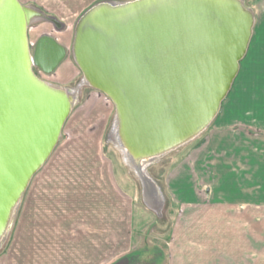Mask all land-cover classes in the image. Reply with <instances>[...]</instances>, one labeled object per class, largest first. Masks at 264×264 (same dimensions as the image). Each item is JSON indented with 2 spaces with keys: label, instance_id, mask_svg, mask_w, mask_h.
<instances>
[{
  "label": "water",
  "instance_id": "obj_1",
  "mask_svg": "<svg viewBox=\"0 0 264 264\" xmlns=\"http://www.w3.org/2000/svg\"><path fill=\"white\" fill-rule=\"evenodd\" d=\"M26 15L18 0H0V229L70 112L60 93L38 81L28 57L49 74L66 49L42 34L30 50ZM252 26L233 0H137L112 11L92 6L75 27L72 52L82 74L119 109L132 147L149 155L218 110Z\"/></svg>",
  "mask_w": 264,
  "mask_h": 264
},
{
  "label": "rangeland",
  "instance_id": "obj_2",
  "mask_svg": "<svg viewBox=\"0 0 264 264\" xmlns=\"http://www.w3.org/2000/svg\"><path fill=\"white\" fill-rule=\"evenodd\" d=\"M18 1L33 5L57 20L56 23L38 21L27 27L30 50L42 34L54 37L66 49V56L52 73L46 74L34 68V74L53 83L74 86L82 76L72 52L76 21L88 8L104 0ZM262 2L264 5V0ZM245 5L249 7L248 0ZM253 16L252 36L218 115L193 141L178 147L148 168L149 175L162 191V213L153 214L147 208L141 182L111 143L114 104L105 93L84 86L79 93V102L62 127L58 144L34 174L20 199L8 238L0 248V260H11L14 264H66L72 252H82L90 238L99 242L100 235L104 234L105 246L98 247L111 249V240L117 237V233L124 232V246L129 247L134 240L133 233L138 234L139 230L140 244L148 243L163 250L169 226L165 213L171 211V201L174 203V195L168 187H174L175 182L181 185V180H193L199 185L196 192L200 195L204 191L203 184L207 183L204 165L211 160L217 166L219 163L232 166L239 163V157H233L232 149L231 161H228L224 150H216L215 153L205 151L204 144L210 134L239 133L252 137L258 143L264 137V125H247L243 121L246 119L243 112L238 122L220 124L223 117L228 116L230 101L240 86L259 88L264 84V12H253ZM258 178L259 175L253 177ZM259 195H264V189ZM257 221L254 220V228L260 227ZM133 224L140 227L135 229ZM112 250L111 260H114L116 249ZM100 254L99 251L97 256ZM101 259L97 261L101 263Z\"/></svg>",
  "mask_w": 264,
  "mask_h": 264
},
{
  "label": "crops",
  "instance_id": "obj_3",
  "mask_svg": "<svg viewBox=\"0 0 264 264\" xmlns=\"http://www.w3.org/2000/svg\"><path fill=\"white\" fill-rule=\"evenodd\" d=\"M248 1L253 12H264L261 0ZM242 112L247 125L263 127L264 84L259 88L240 86L230 101L228 116H224L220 124L238 122ZM209 137L211 140L204 144L205 151L224 150L231 161L232 149L239 163L217 166L211 160L204 165L207 183L203 184L204 191L200 195L196 192L199 185L193 180H181V185L175 182L174 187H168L174 195V203L171 201L172 209L165 213L169 226L163 250L148 243L140 244V230L138 234L133 233L135 241L129 247L124 246L125 233L122 232L111 240L110 245L116 249V259L111 260L112 248L98 247L105 246L103 234L99 242L90 238L82 252L73 251L66 264H264V195H259L264 189V137L259 143L252 137L232 132H213ZM254 175L260 178L253 179ZM147 208L153 214L162 213ZM254 220H258L260 227L254 228ZM138 226L133 224L135 229ZM99 251L101 254L97 256ZM0 264L14 263L0 260Z\"/></svg>",
  "mask_w": 264,
  "mask_h": 264
},
{
  "label": "bare ground",
  "instance_id": "obj_4",
  "mask_svg": "<svg viewBox=\"0 0 264 264\" xmlns=\"http://www.w3.org/2000/svg\"><path fill=\"white\" fill-rule=\"evenodd\" d=\"M135 1H137V0H128V1H120V2L112 1V0H104V1H100L96 4H94L93 6H95V8H99L102 11H112V10H115L119 7H122L125 5H130L131 3L135 2ZM233 1H234L235 5H237L240 9H242L243 11H245L249 15L251 25H253L254 24V17H253V11L251 10V8H249L245 5L244 0H233ZM22 5L25 8L26 13H27V15H26L27 16L26 17L27 18V25H28L27 27H29L31 24H34L35 22H38V21H54L55 23L57 22V20H55L52 17L46 16L43 12H41L40 9H38L37 7H35L33 5H29V4H22ZM82 14H81V16H82ZM80 17L76 21L75 27H76V25H78ZM74 33H75V28H74ZM73 39H74V37H73ZM31 55L32 54L28 55V57L32 63V73H34L33 69L36 68V66L33 65V59H32ZM73 57H74L75 62L78 63L79 61H78L77 56L75 54V50H73ZM36 78L45 87L51 89L52 91H56V92L60 93V95H62V97L64 98V100L67 103V109L68 110L70 109V112L66 116V119L68 118V116L70 115V113L74 109V107L77 105V103L79 102V93H80V90L82 87H84V86L93 87V88L101 91L100 89L97 88L98 85H96V83H94V81H92L88 77L87 73L82 74V76L78 80V82L72 87L63 86V85H60L57 83H53V82H50L48 80L42 79V78L37 77V76H36ZM101 92H103V91H101ZM110 100H111V98H110ZM112 103L114 104L113 101H112ZM114 106H115V104H114ZM219 110H220V107L218 108L217 111H216V108H214L211 111V113L207 117H205L203 120H201V122H199L198 125L194 129H192L189 133H187L181 141H176L175 143H173L172 145H170L168 148L164 149L163 151L148 155V154H140L137 149L132 147V145L130 144L129 140L127 139V137L125 135V131L123 128L119 109L115 108L114 123L112 125L111 130H110L111 143L115 148H117L120 151L124 164L135 174V176L141 182L142 187H143L144 202L148 207L152 206L153 204L155 205V204L161 202V196L159 193V189L156 185V182L152 178V176L149 175L148 168L153 163L157 162V160H159L162 157L166 156L167 154L171 153L173 150L177 149L178 147H182V146L190 143L191 141H193L197 136H199L202 132H204L209 127V125L213 122L215 117L218 115ZM209 117H211V118H209ZM208 118H209V120L207 121ZM66 119H65V121H66ZM65 121H64V123H65ZM64 123H63V125H64ZM63 125H62V127H63ZM199 125H201V126L199 127ZM61 130H62V128H61ZM61 130H60V133H61ZM59 140H60V134L56 137V140L53 143L54 145H53V148H52L50 154L52 153L53 149L58 144ZM50 154L48 155V157L50 156ZM42 165L40 167H42ZM40 167L33 173L32 177L40 169ZM32 177L30 178L29 182L31 181ZM26 188H27V186H26ZM26 188L24 189V186H22L20 193L16 197H14L10 203V206H9V209L7 212V216H6L5 221H4V223L0 229V248L2 247V245L5 243V241L8 238V235L10 233V230H11V227H12V224H13V221L15 219V215H16L19 203H20L21 196L25 192Z\"/></svg>",
  "mask_w": 264,
  "mask_h": 264
},
{
  "label": "flooded vegetation",
  "instance_id": "obj_5",
  "mask_svg": "<svg viewBox=\"0 0 264 264\" xmlns=\"http://www.w3.org/2000/svg\"><path fill=\"white\" fill-rule=\"evenodd\" d=\"M151 176V175H150ZM153 178V177H152ZM154 179V178H153ZM154 181H155V179H154ZM156 182V181H155ZM156 185H157V187H158V189H159V193H160V196H161V188L159 187V185L157 184V182H156ZM162 205H163V197L161 198V202H159V203H157V204H153L152 206H150V208L151 209H153V210H155V211H157L158 213H159V211H161L162 210Z\"/></svg>",
  "mask_w": 264,
  "mask_h": 264
}]
</instances>
